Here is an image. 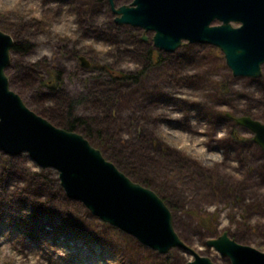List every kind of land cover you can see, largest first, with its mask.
Instances as JSON below:
<instances>
[{
  "label": "rangeland",
  "instance_id": "1",
  "mask_svg": "<svg viewBox=\"0 0 264 264\" xmlns=\"http://www.w3.org/2000/svg\"><path fill=\"white\" fill-rule=\"evenodd\" d=\"M110 12L107 0H0V30L32 44L27 52H10L5 69L10 89L34 112L45 110L60 120L67 99H79L73 112L93 119L94 129L90 136L74 132L169 200L175 232L200 256L230 264L206 245L224 231L264 252V176L259 170L264 155L255 148L254 133L232 123L246 114L264 123V63L260 77L233 76L216 46L184 40L165 52L154 47L152 31L115 24ZM149 48L168 59L150 65ZM96 64L140 75L137 82L117 88L106 72L92 67ZM54 70L60 72V84L51 95L45 83ZM221 85L226 94H219ZM218 112L223 117L215 121ZM232 128L239 140H247L242 149L235 141L226 144ZM39 170L44 178L36 185L45 187L25 189L23 176ZM58 186L54 168H40L27 152L11 156L0 150V264H125L124 255L108 241L94 239L90 227L76 228L64 220L72 213L97 229L104 222L79 201L63 211L57 205ZM48 199L54 205L49 212L40 206ZM111 227L108 235L120 237V231L125 241L130 242L125 236L136 240ZM167 253L171 264L193 260L180 247L158 254Z\"/></svg>",
  "mask_w": 264,
  "mask_h": 264
},
{
  "label": "water",
  "instance_id": "2",
  "mask_svg": "<svg viewBox=\"0 0 264 264\" xmlns=\"http://www.w3.org/2000/svg\"><path fill=\"white\" fill-rule=\"evenodd\" d=\"M107 1L115 24L152 31L159 50L173 52L184 40L210 44L222 52L233 76L261 75L264 0H131L123 5ZM13 42L0 30V150L11 156L27 152L40 168H54L67 198L81 202L92 215L140 244L159 254L183 248L193 256L185 264H215L184 244L174 230L170 209L152 189L132 181L81 134L57 127L28 108L10 89L5 69ZM234 120L254 133L253 141L264 151V123L246 115ZM206 245L227 256L230 264H264V252L236 242L225 231Z\"/></svg>",
  "mask_w": 264,
  "mask_h": 264
},
{
  "label": "trees",
  "instance_id": "3",
  "mask_svg": "<svg viewBox=\"0 0 264 264\" xmlns=\"http://www.w3.org/2000/svg\"><path fill=\"white\" fill-rule=\"evenodd\" d=\"M111 13V12H110ZM111 16V20L113 19L112 14H110ZM32 48V44L28 41H17L14 40L13 45L11 47V51L14 52H18V53H24L29 51ZM147 58L149 61L150 65H154V64H161L163 63L165 60L168 59V57L163 56L160 52L152 50L151 48H149L147 50ZM148 64V65H149ZM93 68L97 69V70H101L103 72H106V74L109 76L111 82L113 85L117 86V88L121 85L124 84H128V83H134L137 82L138 77L140 75V73L138 74H133V73H128V72H123V71H119V70H113L109 65L106 64H100V65H93ZM145 71V70H144ZM144 74V73H141ZM60 72L57 70L52 71L51 73H49V78L46 79V87L50 90L51 95L54 94L55 90L58 91L59 90V84H60ZM47 82H51L50 84H47ZM219 94H226L227 92V88L223 85L220 86L219 88ZM66 96V95H64ZM67 97V96H66ZM68 98V97H67ZM66 112H65V117L60 119H56V117H52V114H50L48 111L42 110L39 111L37 114L41 115L42 117L46 118L48 121H50L53 125L61 127L63 129L69 130V131H78V132H82L84 133V136H90L91 130L94 129L92 126V123L94 122L93 119H87L81 116H77L75 115V113L73 112V107L79 103V99L77 98H72V99H67L66 101ZM247 115V114H246ZM215 121H218L220 118L223 117V114L221 112H218L216 115L213 116ZM227 120L232 121V119L226 117ZM233 124H235V121H232ZM231 141H235L237 143H240V149H242L243 142H246L247 140H239L238 136L236 135V131L234 128H232V132L229 135V139L226 141V144L230 143ZM249 142L252 143L251 139H249ZM254 144V143H253ZM103 145V144H102ZM255 148L264 155V151L257 145L254 144ZM108 157V156H107ZM106 159V157H104ZM110 158L109 160L112 161V163L118 168V170H120L121 172H123L127 177L132 178L131 180L135 181V182H140L141 185H145L146 187H149L150 184L148 181L143 180L141 178H139L138 176H136L132 170L125 168V165H123L121 162L115 160V158H113L112 156L108 157ZM107 158V159H108ZM110 161V162H111ZM114 161V162H113ZM260 172H262V175L264 176V162L260 165L259 168ZM31 175L28 174L27 177H24V181H25V185L24 188L25 189H34L37 188L42 190L44 187L43 186H37L36 185V181L39 178H44V174H43V170H39L38 172H30ZM58 191L60 192L59 195L60 197V203H58V206H64V208L62 209L63 211H66V209L68 207H73V205L78 203L74 200H71L69 198H67L65 196L64 193H62V188L60 186H58ZM161 199L164 201V203L168 206V203L170 202L169 200L167 201L166 198L164 199L161 196ZM49 201L43 203L42 208L44 211L49 212L50 208H53V204L50 201V199H48ZM54 209V208H53ZM58 212H60L59 210H56ZM88 212V210H86ZM64 220H70L69 222L76 228H84V227H90V232L93 233L94 235V239L100 240V241H105V242H109V244L118 249V252H121L122 255H124V258L122 259V262L125 264H171L170 261V257H171V253H167L163 256L159 257V254L157 252H155L154 250H151L149 248L144 247L143 245H141L138 241L134 240L133 238H131L130 236H125L126 238H128L130 240L129 241H125V239L121 236L125 235L123 233H121L120 231V237H113L111 235H108L106 233V228H112L108 223L105 222H101V226L102 228L97 229V226H91L86 224V220L77 215V214H68V216L64 217ZM179 264H184L182 262H180Z\"/></svg>",
  "mask_w": 264,
  "mask_h": 264
},
{
  "label": "flooded vegetation",
  "instance_id": "4",
  "mask_svg": "<svg viewBox=\"0 0 264 264\" xmlns=\"http://www.w3.org/2000/svg\"><path fill=\"white\" fill-rule=\"evenodd\" d=\"M229 118H231V119H232V117H230V116H229Z\"/></svg>",
  "mask_w": 264,
  "mask_h": 264
},
{
  "label": "bare ground",
  "instance_id": "5",
  "mask_svg": "<svg viewBox=\"0 0 264 264\" xmlns=\"http://www.w3.org/2000/svg\"><path fill=\"white\" fill-rule=\"evenodd\" d=\"M129 3H130V2H129ZM129 3H128V4H129Z\"/></svg>",
  "mask_w": 264,
  "mask_h": 264
}]
</instances>
